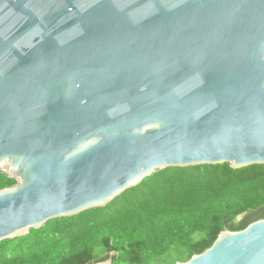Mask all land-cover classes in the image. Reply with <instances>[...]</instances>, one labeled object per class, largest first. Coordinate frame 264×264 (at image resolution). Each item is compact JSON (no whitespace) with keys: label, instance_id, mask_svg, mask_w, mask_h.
<instances>
[{"label":"water","instance_id":"water-1","mask_svg":"<svg viewBox=\"0 0 264 264\" xmlns=\"http://www.w3.org/2000/svg\"><path fill=\"white\" fill-rule=\"evenodd\" d=\"M217 164L264 165V0H0V242ZM177 264H264V219Z\"/></svg>","mask_w":264,"mask_h":264},{"label":"trees","instance_id":"trees-1","mask_svg":"<svg viewBox=\"0 0 264 264\" xmlns=\"http://www.w3.org/2000/svg\"><path fill=\"white\" fill-rule=\"evenodd\" d=\"M16 181L0 173V190ZM264 219V165L167 168L103 208L0 242V264H177ZM112 253V255H110Z\"/></svg>","mask_w":264,"mask_h":264}]
</instances>
